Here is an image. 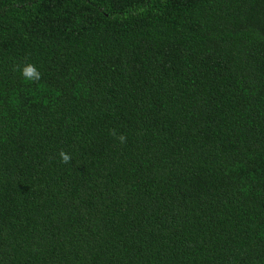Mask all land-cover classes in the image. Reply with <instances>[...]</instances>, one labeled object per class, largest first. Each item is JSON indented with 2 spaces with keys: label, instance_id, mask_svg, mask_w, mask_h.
Wrapping results in <instances>:
<instances>
[{
  "label": "trees",
  "instance_id": "1",
  "mask_svg": "<svg viewBox=\"0 0 264 264\" xmlns=\"http://www.w3.org/2000/svg\"><path fill=\"white\" fill-rule=\"evenodd\" d=\"M0 264H264V0H0Z\"/></svg>",
  "mask_w": 264,
  "mask_h": 264
},
{
  "label": "clouds",
  "instance_id": "2",
  "mask_svg": "<svg viewBox=\"0 0 264 264\" xmlns=\"http://www.w3.org/2000/svg\"><path fill=\"white\" fill-rule=\"evenodd\" d=\"M13 70H18L24 81L30 83H38L42 79V74L37 66L31 62H26L21 65H14ZM110 134L119 141L120 144L126 142V136L124 134H119L115 130H111ZM59 158L61 163L68 164L71 161V155L61 150L59 153Z\"/></svg>",
  "mask_w": 264,
  "mask_h": 264
}]
</instances>
